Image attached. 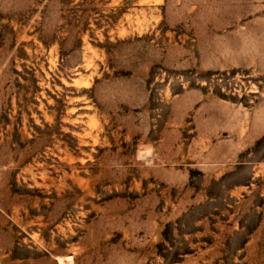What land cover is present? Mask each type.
<instances>
[{"label": "rangeland", "instance_id": "obj_1", "mask_svg": "<svg viewBox=\"0 0 264 264\" xmlns=\"http://www.w3.org/2000/svg\"><path fill=\"white\" fill-rule=\"evenodd\" d=\"M263 130L264 0H0V264H264Z\"/></svg>", "mask_w": 264, "mask_h": 264}, {"label": "crops", "instance_id": "obj_2", "mask_svg": "<svg viewBox=\"0 0 264 264\" xmlns=\"http://www.w3.org/2000/svg\"><path fill=\"white\" fill-rule=\"evenodd\" d=\"M263 132H264V130H263ZM242 148H247V146H245V147H242ZM239 152V151H238Z\"/></svg>", "mask_w": 264, "mask_h": 264}]
</instances>
